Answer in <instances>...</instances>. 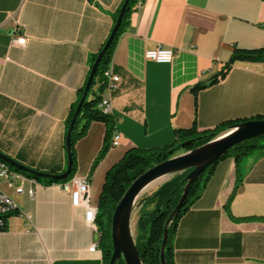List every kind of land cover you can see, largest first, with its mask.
Masks as SVG:
<instances>
[{
  "label": "crops",
  "instance_id": "crops-1",
  "mask_svg": "<svg viewBox=\"0 0 264 264\" xmlns=\"http://www.w3.org/2000/svg\"><path fill=\"white\" fill-rule=\"evenodd\" d=\"M123 0H0V151L42 172L68 165L67 118ZM131 13L112 58L120 82L105 93L119 145L96 168L106 124L93 122L78 139L75 175L87 177L98 206L107 170L133 147L171 144L177 129L213 132L232 120L264 116V62H239L199 91L235 46H264V0H145ZM18 37H26L18 44ZM164 45L172 63L145 56ZM116 149L121 157L103 167ZM219 161L202 196L179 220L174 264H264V155ZM24 191L0 183L16 202L0 230V264H103L102 234L72 204L62 183L25 176ZM29 190L33 194H29ZM246 218H256L245 220ZM98 244L96 251H90Z\"/></svg>",
  "mask_w": 264,
  "mask_h": 264
},
{
  "label": "trees",
  "instance_id": "trees-1",
  "mask_svg": "<svg viewBox=\"0 0 264 264\" xmlns=\"http://www.w3.org/2000/svg\"><path fill=\"white\" fill-rule=\"evenodd\" d=\"M138 0H130L126 12L124 14L122 23L111 42L110 46L105 52L102 58L99 68L94 76L90 89L88 91L87 97L82 105L81 111L77 117L75 126L72 131V152H73V170L72 173L63 179H47L42 178L32 172H26L20 170L8 163L12 170H15L26 177L34 178L36 180L42 181L46 184L52 183H65L70 180L77 172L78 160L75 150V144L78 139L86 135L91 124L96 121H100L106 124V136L105 142L100 150L98 157L94 160L91 170L98 167L100 162L105 158L109 150L111 149V142L113 135L116 132V125L114 119L110 114H105L99 104L102 100L103 94L106 91L108 81L104 75V72L110 66L116 48L119 36L125 31L127 25L129 24V18L131 13L136 9V3ZM125 3L122 1L121 5L113 15L114 24L113 27L101 48L97 53H92L89 56V73L87 78L81 88L77 91V98L74 104L71 106L66 126V136L68 133L69 125L76 113L77 107L83 97L84 91L86 89L87 82L92 72L93 64L99 52L104 48L118 18V15ZM239 62H264V46L257 48H243L235 46L230 58L223 65L220 72L214 76L209 83L200 82L195 85L192 90L197 99L200 90L206 88L208 84H215L220 79L225 78L230 70L235 64ZM259 118H264V116H259ZM246 120H232L225 122L220 125L213 132H199L196 124L191 128L177 129L175 131V139L171 144L164 146H157L152 148H141L133 147L128 149L124 155L115 162L106 172L105 181L99 195L98 200V214L95 220L98 226L102 238L101 247L103 249V264H110V260L113 253V242L111 235V225L113 212L121 200L127 189L130 187L132 182L137 179L140 175L146 172L153 166L163 162L170 157L177 154L186 152L188 150L194 149L215 136L221 133L226 128L231 127L234 124L243 122ZM200 138V139H199ZM195 139L189 144L181 145L182 143ZM252 155L261 156L264 155V135L259 137H254L248 139L233 148H231L223 157L224 159L229 156H233L237 161V181L235 188L228 198L225 207L229 215L231 214V203L236 195L237 189L242 181L240 162ZM1 160V159H0ZM219 160V161H220ZM4 161V160H3ZM217 161L215 164L208 167L194 183L190 185L189 193L184 201V204L179 211V213L173 219L172 224L169 228L168 244L166 249V260L168 264H174V236L178 227L179 220L182 216L196 203V201L202 196L210 178L212 177L215 167L219 163ZM66 170V169H65ZM64 170V171H65ZM63 171V172H64ZM190 170L184 171L174 175L170 180L160 185L152 194L145 196L141 201V208L139 210V217L137 220V236L136 244L140 253V256L144 264H162L160 260L161 247L164 236L165 222L171 214L172 210L178 204L183 192L184 186L187 181L185 180L186 175ZM12 213V212H11ZM256 218H246L245 220H254ZM7 220V218H6ZM117 264H126L122 259Z\"/></svg>",
  "mask_w": 264,
  "mask_h": 264
},
{
  "label": "water",
  "instance_id": "water-1",
  "mask_svg": "<svg viewBox=\"0 0 264 264\" xmlns=\"http://www.w3.org/2000/svg\"><path fill=\"white\" fill-rule=\"evenodd\" d=\"M130 0H125V3L118 15L116 24L104 46V48L97 55L93 64L92 72L86 85L83 97L77 107L76 113L69 125L68 133L66 136V150L68 155V165L64 172H42L31 167H28L15 159L7 156L0 151V159L11 164L12 166L24 170L26 172H32L42 178L47 179H63L69 176L73 170V152H72V131L75 126L77 117L81 111L82 105L87 97L88 91L94 79V76L99 68V64L105 55L106 50L113 41L126 12V7ZM264 135V118L251 119L226 128L217 136L209 140L208 142L188 150L186 152L177 154L169 159L160 162L159 164L148 169L137 179H135L130 187L127 189L121 200L118 202L112 216L111 235L113 242V253L110 260V264H117L122 259L126 264H144L140 256L136 237L134 234V216L138 199L144 194L145 188L153 181L165 177V180L161 182L164 184L170 180L174 175L190 170L186 175L187 181L184 186V192L176 205L172 210L168 219L165 222L164 236L161 247L160 260L162 264H168L166 260V249L168 244L169 228L173 222L175 216L181 210L184 201L189 193L190 185L195 182L201 173H203L208 167L219 161L223 155H225L234 146L254 137ZM200 139V138H199ZM195 139L186 141L181 145L189 144Z\"/></svg>",
  "mask_w": 264,
  "mask_h": 264
},
{
  "label": "built area",
  "instance_id": "built-area-1",
  "mask_svg": "<svg viewBox=\"0 0 264 264\" xmlns=\"http://www.w3.org/2000/svg\"><path fill=\"white\" fill-rule=\"evenodd\" d=\"M145 0H138L136 5L141 7ZM26 37H18L16 42L18 44H25ZM176 50L171 47H166L162 44L158 45L156 48L148 49L145 52V56L149 60H153L160 63H172L175 58ZM107 78L108 85L107 90H112L120 82V76L113 72L112 63L108 69L104 72ZM99 108L105 113L110 114L111 103L110 97L105 92L103 94L102 100L99 104ZM119 145V135L117 131L113 135L111 142V148L117 147ZM25 176L15 170H12L7 162L0 160V183L5 180L10 188H14L17 192H23L22 181ZM63 184L64 190L70 193L72 204L76 207L84 206L86 209L85 217L87 222L94 223L99 211L98 206H93L90 199V185L87 177H82L74 175L70 180ZM29 194H33L32 190H29ZM17 209V204L14 199L4 191L0 186V230L6 225L7 216ZM98 244H93L90 251L94 252L98 249Z\"/></svg>",
  "mask_w": 264,
  "mask_h": 264
},
{
  "label": "rangeland",
  "instance_id": "rangeland-1",
  "mask_svg": "<svg viewBox=\"0 0 264 264\" xmlns=\"http://www.w3.org/2000/svg\"><path fill=\"white\" fill-rule=\"evenodd\" d=\"M100 150L97 153L95 159L98 157V155L100 153ZM120 155H121V149H116L114 151V153L112 154V156L109 158V160L106 162V164L103 167L105 168L106 166L110 165L116 159H119L121 157ZM95 171H96V169L94 170V172ZM160 185H162V183H159V184L155 185L154 187H152L151 189H149L148 191H146L144 194H142L140 196V198L138 199V202H137V205H136V209H135V216H134V221H135L134 234H135V237L137 236V227H136V224H137V220H138V217H139V210L141 208V204L140 203H141V201L143 200V198L145 196H148V195L152 194Z\"/></svg>",
  "mask_w": 264,
  "mask_h": 264
},
{
  "label": "bare ground",
  "instance_id": "bare-ground-1",
  "mask_svg": "<svg viewBox=\"0 0 264 264\" xmlns=\"http://www.w3.org/2000/svg\"><path fill=\"white\" fill-rule=\"evenodd\" d=\"M164 180H165V177H162V178H159V179L153 181L151 184H149V185L145 188V190H144L143 192L145 193L146 191H148L149 189H151V188L154 187L155 185H157V184L163 182Z\"/></svg>",
  "mask_w": 264,
  "mask_h": 264
}]
</instances>
